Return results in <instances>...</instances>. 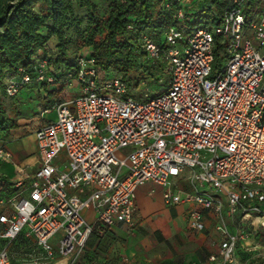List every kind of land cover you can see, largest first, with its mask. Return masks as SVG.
I'll use <instances>...</instances> for the list:
<instances>
[{"label": "built area", "instance_id": "obj_1", "mask_svg": "<svg viewBox=\"0 0 264 264\" xmlns=\"http://www.w3.org/2000/svg\"><path fill=\"white\" fill-rule=\"evenodd\" d=\"M229 1L213 31L171 27L159 45L140 36L147 64L166 63L170 73L157 98L151 97L159 92L135 101L120 77L104 79L92 58L76 59L66 80L78 82V96L40 114L54 111L56 120L34 132L37 170L9 187L7 196L0 194V264H51L57 258L74 264L95 225H132L137 190L146 184L163 189L166 206L194 205L191 231L205 230L203 211L216 217L219 246L211 261L234 264L238 246L252 237L244 228L229 230L224 217L256 215L264 234V6L245 15L247 0ZM176 18L184 20L183 10ZM216 38L223 49L229 42V57L214 73ZM31 83H55L46 60H37L20 80L12 78L6 95ZM63 150L66 162L60 164ZM11 161L1 145L0 163ZM186 171L192 191L172 193L171 181ZM84 209L92 211L93 222L81 215ZM57 235L55 251L49 241ZM20 237L34 242V252L12 262L6 247Z\"/></svg>", "mask_w": 264, "mask_h": 264}, {"label": "trees", "instance_id": "obj_2", "mask_svg": "<svg viewBox=\"0 0 264 264\" xmlns=\"http://www.w3.org/2000/svg\"><path fill=\"white\" fill-rule=\"evenodd\" d=\"M197 2V11L189 12L183 8L182 0H106V9L101 15L93 0H0V134L19 127L18 121L8 114L14 118L19 114L21 89L39 87L31 83L23 86L16 96L8 97V82L31 74L40 59L48 63L50 76L55 80L53 85L58 82L70 84L71 80H66L67 74L75 68L79 56L92 58L104 79L120 77L129 85L131 75L139 73L147 80L157 82L160 71L169 73L168 66H164L165 63L149 66L140 51L138 39L146 34L159 45L171 27L185 32L203 28L213 31L231 7L229 0ZM259 7V0H247L241 6L245 15ZM80 9L85 10V19L77 17L76 11ZM179 10L184 12L183 21L176 18ZM52 39L53 56L48 55L46 49ZM222 49L220 39L216 38L214 73L222 60ZM168 82L166 79L162 84L166 87ZM55 102H46L47 108ZM98 228L100 225L95 226L86 247L96 244L99 248ZM261 235L257 233L256 237L261 238ZM17 240L21 247L31 246L30 240L22 237Z\"/></svg>", "mask_w": 264, "mask_h": 264}, {"label": "crops", "instance_id": "obj_3", "mask_svg": "<svg viewBox=\"0 0 264 264\" xmlns=\"http://www.w3.org/2000/svg\"><path fill=\"white\" fill-rule=\"evenodd\" d=\"M56 85L64 87L66 84L58 82ZM53 86L26 87L25 92L27 93L20 92V94H30L29 100H33V96H35L41 101L42 98L47 99L46 94L57 92L54 89L48 92V89ZM57 100L65 101L56 96ZM40 114L37 120L28 124L31 126L23 128L21 125L27 126V123H19L17 129L1 134L0 146L3 145L12 155L10 163H0V194L2 196L8 195L9 187L27 179L37 170L34 132L50 122L45 119L46 115L41 117ZM4 164L15 165L18 170L20 169L22 175L20 176L18 171L14 175L3 172ZM152 186L155 185L146 184L137 190L132 225L100 226L97 231L98 241H100L99 248L96 244L92 247H85L83 254L76 259L74 264H223L219 258L215 261L209 259L218 254L219 242L214 229L217 223L216 217L211 212L203 211L205 230L200 233L191 231L187 227V222L189 212L194 208V205L166 206L161 197L163 189L155 186L162 190L157 192V189H152ZM186 191L191 192V187L186 188ZM150 195L155 196V199L152 200ZM86 215L89 221L93 222L92 211L87 210ZM253 217L259 219L258 216L253 215L246 218L241 216L224 217L223 221L225 224H233L236 220L244 222ZM178 219H182L185 226L181 230L170 233L167 224L175 223ZM159 222L163 224L164 230L160 227ZM241 228L246 229L242 226L236 230ZM257 233L263 234L259 224L255 236ZM257 239L259 238L257 237ZM31 246L35 248L34 245ZM4 247L5 243L0 240V250ZM237 260L238 255L234 264H237ZM70 262L69 258H57L51 264H70Z\"/></svg>", "mask_w": 264, "mask_h": 264}, {"label": "rangeland", "instance_id": "obj_4", "mask_svg": "<svg viewBox=\"0 0 264 264\" xmlns=\"http://www.w3.org/2000/svg\"><path fill=\"white\" fill-rule=\"evenodd\" d=\"M93 1L97 4L99 12L102 15L106 9V0H93ZM197 3H198L197 0H182L183 8L189 12L197 11V9L199 8L197 7L198 6ZM259 4L261 6H264V0H259ZM76 14L78 18L85 19L86 13L84 9L77 10ZM83 27H84V24L82 25V28ZM251 42H252L253 48H258L260 45L254 39H252ZM228 43L229 42H226L225 48L223 49L221 53L222 60L219 63V68H218L220 71L225 67L227 59L229 57L228 56L229 54L226 50V45H228ZM53 44H54V39H52L46 46L48 55L53 56V53L55 52ZM164 66H167V64L165 63ZM169 76H170V73H166L165 70H163L162 72L160 71L159 74L157 75V82H155V81L147 80L146 77H144L143 75L139 73L135 75H131V81L129 85H130V90L134 95L132 94L130 95V97L135 101L144 102L146 101L144 98L137 99L135 96H142L144 94L152 95V94H155L156 92H159V93H157L151 98H157L161 96L162 94H164V92H160V91L165 88V86L162 83L166 81V79H169ZM61 87L63 86L56 85V86L49 88L48 92H50L53 89L54 91H57V92L53 95L52 94L49 95V93L46 94L47 99L44 100L42 98L41 101L36 99L35 96H33V100H29L28 96L30 94L25 95L24 93H27V92H25V88H22L21 92H24V93L20 94V96L18 97L17 111L19 114H17L15 118L12 114H8L9 117L17 120L18 123L20 124L27 123V126L21 125V127L27 128L31 126L28 124L31 123V121L37 120L39 118V114L44 109L47 108L46 102L48 103L55 102L56 96L63 98L67 102H70L71 100L75 99L78 96V93L80 91L79 84L75 80H71L70 84H66L63 87V89H61ZM69 108L70 109L73 108V105L71 103L69 104ZM45 119L47 121L54 122L56 120V113L52 111L51 113L45 116ZM121 154L122 153L118 154V156H121ZM58 158H59L60 164H64L66 162V156H65L64 150L58 155ZM3 168H4L3 172H6L10 175H14L15 172L17 171L20 176L22 175V173L20 172V169L18 170L13 164H4ZM188 174L189 173H187L186 171L183 175L180 176V178L173 179L171 181L170 189L172 193L183 192V191H186V188L190 187V184L187 178ZM152 189H155V190L157 189L156 190L157 192L162 191L161 190L162 188L160 189L155 186H152ZM203 190H204L203 188H199V191H203ZM151 197H152V200L155 199V196H151ZM86 213H87V209H84L81 212V215L84 216L86 215ZM258 224H259V219H256V217H253L252 219H249V220H245L244 222H240L239 220H236L233 224H226L228 229L231 231H234L237 228L244 226L252 234V237L249 242L243 243L242 245L238 247L237 264H264V234H262L263 238L261 237L259 239H257V237L255 236V233L258 231ZM159 225L161 228H163V224L161 222H159ZM167 226L169 227V232L173 233V232H176L177 230H181L185 226V223L182 219H178L177 221H175V223L167 224ZM58 238H59V235H57L55 238H52L49 241V244L54 248L55 251H56V244H57ZM6 251L8 252L9 255L11 254L12 262H21V261L29 259V255L34 252V247L30 246L24 249V247L19 246L18 240H16L13 243H10L9 245H7Z\"/></svg>", "mask_w": 264, "mask_h": 264}]
</instances>
